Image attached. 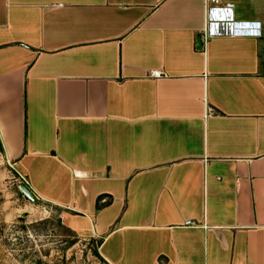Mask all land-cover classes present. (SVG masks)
I'll use <instances>...</instances> for the list:
<instances>
[{"label": "crops", "instance_id": "0c3cea01", "mask_svg": "<svg viewBox=\"0 0 264 264\" xmlns=\"http://www.w3.org/2000/svg\"><path fill=\"white\" fill-rule=\"evenodd\" d=\"M220 1L261 36L204 40L206 0H0V173L104 264H264V0Z\"/></svg>", "mask_w": 264, "mask_h": 264}, {"label": "rangeland", "instance_id": "374dc122", "mask_svg": "<svg viewBox=\"0 0 264 264\" xmlns=\"http://www.w3.org/2000/svg\"><path fill=\"white\" fill-rule=\"evenodd\" d=\"M20 177L0 173V264H104L96 241L64 229L57 213L29 201Z\"/></svg>", "mask_w": 264, "mask_h": 264}, {"label": "built area", "instance_id": "2783aa9c", "mask_svg": "<svg viewBox=\"0 0 264 264\" xmlns=\"http://www.w3.org/2000/svg\"><path fill=\"white\" fill-rule=\"evenodd\" d=\"M234 7L231 4L222 5L220 0H206V27L203 32V39L212 38H243L260 37V25L256 22H239L233 16ZM153 79H161L158 72L150 74ZM20 185L27 188V182L20 178Z\"/></svg>", "mask_w": 264, "mask_h": 264}, {"label": "water", "instance_id": "95a60500", "mask_svg": "<svg viewBox=\"0 0 264 264\" xmlns=\"http://www.w3.org/2000/svg\"><path fill=\"white\" fill-rule=\"evenodd\" d=\"M199 43H200V39H199ZM19 190L29 201H31L33 203L37 202L34 195L25 186L20 185Z\"/></svg>", "mask_w": 264, "mask_h": 264}, {"label": "trees", "instance_id": "16d2710c", "mask_svg": "<svg viewBox=\"0 0 264 264\" xmlns=\"http://www.w3.org/2000/svg\"><path fill=\"white\" fill-rule=\"evenodd\" d=\"M1 147V146H0ZM100 243L99 242H97V245H99ZM95 254H96V256L98 257V254H97V252H95ZM99 258V257H98Z\"/></svg>", "mask_w": 264, "mask_h": 264}]
</instances>
